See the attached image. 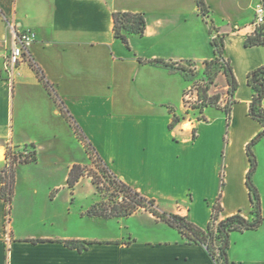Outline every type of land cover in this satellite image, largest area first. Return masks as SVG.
<instances>
[{"label":"crops","instance_id":"obj_1","mask_svg":"<svg viewBox=\"0 0 264 264\" xmlns=\"http://www.w3.org/2000/svg\"><path fill=\"white\" fill-rule=\"evenodd\" d=\"M204 1L205 16L197 0H0V176L8 148L34 151L36 157L15 167L11 208L0 198V264H215L204 247L186 244L176 230L144 210L132 216L147 218L155 229L151 237L130 234L125 240L119 235L100 243L88 235H65L62 195L68 174L90 159L28 63L20 66L13 85L6 80L4 62L14 40L9 25L35 34L31 60L119 179L201 229L207 228L219 195L220 220L237 213L254 219L246 149L263 127L249 116L253 91L248 75L264 67V46L247 47L246 40L262 4ZM116 12L142 14L145 34L130 36L129 46L116 38ZM217 35L223 37L224 58L238 86L230 96L220 74L219 102L186 130L193 116L183 95L193 81L181 68L194 64L203 71L204 63L215 58L212 39ZM154 60L173 66L149 63ZM175 117L180 122L172 127ZM254 153L253 183L262 194L264 138ZM84 179L91 181L84 177L80 182ZM19 188L23 197L17 200ZM232 234L230 261L264 264V226ZM66 240L94 243L80 253L66 247Z\"/></svg>","mask_w":264,"mask_h":264},{"label":"trees","instance_id":"obj_2","mask_svg":"<svg viewBox=\"0 0 264 264\" xmlns=\"http://www.w3.org/2000/svg\"><path fill=\"white\" fill-rule=\"evenodd\" d=\"M264 8V0H260ZM198 7L202 14L205 16L209 10L204 0H197ZM114 21V35L116 38L122 40L127 46H129V37L132 35L143 36L146 30V20L142 14L123 13L116 12L113 15ZM216 29L211 26L210 33L214 34ZM212 46L214 47L215 58L211 61L204 63V69L201 75L204 81L207 83L204 86L196 85L194 82V74L192 72V66L194 64H188L187 68H181L186 77L193 81L192 87L198 92L199 103L194 107V110L203 115V110L209 106L216 105L219 102V96H211V86L214 85L215 80L220 74L225 75L228 85L230 96L234 94L237 89V82L233 75L230 64L224 58V41L223 37L217 35L212 39ZM247 47L264 46V24L257 27L254 32L246 40ZM149 63L154 65H161L164 67H171L172 64L165 62L164 60H154ZM31 68L36 72L40 81L43 82L45 88L49 94L55 100L62 115L72 126L78 140L84 145L90 161L95 165L98 164L102 178L106 180L103 184L100 179L92 174L90 171L82 165H74L68 174L67 186L70 190H74L76 185L84 177L91 179L92 184L96 187L99 193L102 192V187L106 186L108 191L114 190L119 193L118 201L108 203L105 200L97 202L87 211V216L92 218H99L104 220L128 218L137 213L139 210H145L151 213L158 220L166 223L170 228L176 230L183 238L186 244H196L204 247L214 261L215 264H235L230 261L229 250L231 247L230 237L234 232H246L255 231L264 225V217L262 211L261 197L253 183V176L257 169V158L253 152V147L258 144L264 138V67L253 70L248 75V85L252 88L253 98L250 103L249 116L255 121L259 122L263 130L250 142L247 146V155L250 160L251 168L247 174V186L249 189L250 202L252 206L253 220H247L240 213L232 215L226 219L220 220V213L222 208L220 206L221 195H219L216 204L213 207L211 220L206 229H201L192 223L187 217H183L176 214H170L167 212H160L155 200L144 197L141 193L127 185L121 179H119L111 171L109 166L100 157L92 143L88 140L80 126L70 115L63 101L58 97L52 86L45 80L44 75L40 68L31 61ZM195 112V114H196ZM226 115L230 119V110L225 108ZM180 122L179 118L175 117L172 123V127ZM12 150L8 148L7 159L12 156ZM20 154V153H16ZM36 159L35 152L30 156V160H21L17 162L16 158L13 160L15 165L26 164L34 162ZM16 167V166H15ZM15 167L9 171H4L0 176L1 188L0 198L4 199L11 208L14 197V182H15ZM99 180V182H98ZM102 185V187H101ZM94 242L84 240H66L64 244L70 249H75L82 253L88 249L90 244ZM132 241L126 243L130 245Z\"/></svg>","mask_w":264,"mask_h":264},{"label":"rangeland","instance_id":"obj_3","mask_svg":"<svg viewBox=\"0 0 264 264\" xmlns=\"http://www.w3.org/2000/svg\"><path fill=\"white\" fill-rule=\"evenodd\" d=\"M192 72L194 74V82L196 85L204 86L207 83L204 81L203 76L201 75L200 70H197L196 66H192ZM212 90H216L214 96H220L221 94V86L220 81L217 79L214 82V85L210 87ZM194 117L195 113H188ZM187 116H184L186 118ZM191 125L189 123H185L184 129L189 130ZM255 147V146H254ZM253 147V152H254ZM76 155V151H74ZM255 154V153H254ZM256 156V155H255ZM87 171H90L92 174H95L100 182L103 184L106 183V180L102 178L103 173H101V169L98 164H93L91 161L88 165L84 166ZM32 169H38V166L31 167ZM92 181L84 179L81 181L73 191L67 190V183L65 187V191L63 192V213L65 218V235L66 236H74V235H88L94 239L100 241V243H105L108 239L112 237H117L119 235H123L125 240L130 238V234L142 238L151 237L155 229L147 225V218L144 215H135L127 218L123 221L111 220V221H92L85 218L87 216L86 212L96 204L102 200H105L108 203L117 202L119 199V193L114 190L108 191L106 186L101 185L102 192L99 193L96 187L92 185ZM99 182V180H98ZM95 188V189H94ZM96 190V191H95ZM23 191L18 190L17 200H20L23 196ZM260 194V193H259ZM264 193L260 194L262 211H264L263 205V197ZM156 202V200H155ZM156 205L160 212H166L162 210V206H160L157 202ZM87 210V211H86ZM142 211V210H139ZM145 211V210H144ZM147 212V211H146ZM264 226V225H263ZM262 226V227H263ZM260 229V228H259ZM234 234H231V238ZM132 238V237H131Z\"/></svg>","mask_w":264,"mask_h":264},{"label":"built area","instance_id":"obj_4","mask_svg":"<svg viewBox=\"0 0 264 264\" xmlns=\"http://www.w3.org/2000/svg\"><path fill=\"white\" fill-rule=\"evenodd\" d=\"M264 24V8L259 5L256 9V18L254 22L255 29ZM254 29V30H255ZM9 30L14 38L10 53L5 57L4 71L6 80L10 85H13L17 76L19 75V68L21 65L28 63L30 65V49L35 42V34L32 32H18L14 25H9ZM199 103L198 92L192 86L183 95V105L189 113H195L194 107ZM203 115L198 111L194 114L193 118L188 119V123L192 126L193 122H202ZM184 130V129H183ZM34 151L25 150L16 154L12 152V156L8 159L5 170L9 172L14 164V159L17 162L21 160H30V156Z\"/></svg>","mask_w":264,"mask_h":264}]
</instances>
